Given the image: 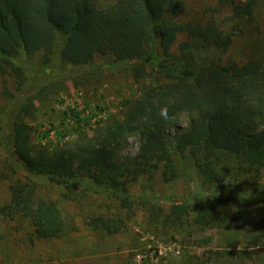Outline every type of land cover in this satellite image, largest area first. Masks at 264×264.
Listing matches in <instances>:
<instances>
[{
	"label": "trees",
	"instance_id": "16d2710c",
	"mask_svg": "<svg viewBox=\"0 0 264 264\" xmlns=\"http://www.w3.org/2000/svg\"><path fill=\"white\" fill-rule=\"evenodd\" d=\"M215 2L214 12L226 10V20L235 23L250 20L257 5V0ZM184 12L183 0H110L103 7L99 0H0V74L12 77L18 91L6 141L22 168L63 185L64 196L72 200H77L82 180H89L127 202L128 183L152 174L160 164L164 178L174 176L171 143L180 154L187 148L195 156L205 152L198 166L211 180L220 179L207 158L217 149L239 154L248 169L263 165L264 53L242 62L215 60L214 53L228 51L235 29L224 31L214 12L197 20L182 18ZM182 33L201 43L176 45ZM37 54L42 57L36 63ZM97 54L137 71L139 77L150 68L154 85L127 101L122 119L93 136L81 127L75 139L47 146L42 141L50 130L37 134L24 116L33 115L34 101L47 88L73 75L70 67H83ZM183 113L188 114V126L170 141L165 130ZM131 134L140 138L137 153L117 158L115 150ZM9 188L10 199L0 205V215L28 217L36 237H60L77 228L58 201L38 197L31 182L17 179ZM185 209L174 205L173 213L180 217ZM197 210L203 223L224 220V209L211 217L203 205ZM88 224L110 230L112 220L97 215ZM252 240L264 246V223Z\"/></svg>",
	"mask_w": 264,
	"mask_h": 264
},
{
	"label": "rangeland",
	"instance_id": "374dc122",
	"mask_svg": "<svg viewBox=\"0 0 264 264\" xmlns=\"http://www.w3.org/2000/svg\"><path fill=\"white\" fill-rule=\"evenodd\" d=\"M109 1L99 0V6ZM183 1L182 18L193 20L210 18L216 4L215 0ZM229 15L226 10L214 12L224 31L235 29L236 34L226 53H214L212 57L226 63L262 56L264 0H257L250 20L235 23L226 20ZM184 41L201 43L182 33L176 45ZM41 57L35 55L36 63ZM110 60L97 54L83 67H70L73 75L63 76L64 80L45 90L42 99L34 101L33 115L24 119L38 129L37 134L50 130L44 144L52 148L75 139L81 127L93 136L107 123L122 119L127 101L154 85L155 72L150 68L139 77L137 71ZM17 92L13 78L0 74V205L10 199L11 182L28 181L35 185L38 197L57 200L77 228L60 237L38 238L28 217L20 213L0 215V264L37 262L42 258L41 251L52 247L59 249L60 257L50 264H264V246L252 242L264 223V164L248 169L239 154L217 149L207 158L214 163L220 179L211 180L198 166L205 152L195 156L187 148L180 154L171 143L175 167L172 178H164V166L160 164L152 174L128 183L127 202L108 195L103 186L82 180L77 200H72L64 196L63 185L28 173L12 154L11 143L6 140L16 117ZM187 126L188 114L183 113L175 125L166 128V137L173 141L178 130ZM139 147V135H128L115 156L132 157ZM178 204L186 206L180 217L173 213V206ZM201 205L209 217L224 209V220L219 217L201 222L197 210ZM97 215L112 220L110 230L88 224Z\"/></svg>",
	"mask_w": 264,
	"mask_h": 264
},
{
	"label": "crops",
	"instance_id": "0c3cea01",
	"mask_svg": "<svg viewBox=\"0 0 264 264\" xmlns=\"http://www.w3.org/2000/svg\"><path fill=\"white\" fill-rule=\"evenodd\" d=\"M41 252L42 253H40V254L42 255V258L39 261H37V262L30 261L29 262V260H28L27 263L22 261V262H20V264H50L51 262H55V261L59 260L60 251L57 247L56 248L52 247V248L47 249V251H41ZM50 256H52V257H51V260L49 261ZM2 258H3V255H2V252L0 251V259H2ZM3 260H5V259H3Z\"/></svg>",
	"mask_w": 264,
	"mask_h": 264
}]
</instances>
